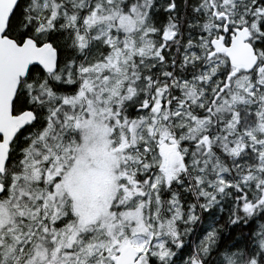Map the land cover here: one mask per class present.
I'll use <instances>...</instances> for the list:
<instances>
[{
    "label": "snow or ice",
    "instance_id": "1",
    "mask_svg": "<svg viewBox=\"0 0 264 264\" xmlns=\"http://www.w3.org/2000/svg\"><path fill=\"white\" fill-rule=\"evenodd\" d=\"M0 264H264V0H0Z\"/></svg>",
    "mask_w": 264,
    "mask_h": 264
}]
</instances>
